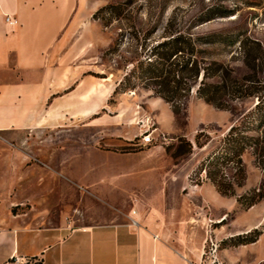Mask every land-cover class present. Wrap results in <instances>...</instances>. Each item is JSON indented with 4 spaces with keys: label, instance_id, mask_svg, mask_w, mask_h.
Segmentation results:
<instances>
[{
    "label": "rangeland",
    "instance_id": "rangeland-1",
    "mask_svg": "<svg viewBox=\"0 0 264 264\" xmlns=\"http://www.w3.org/2000/svg\"><path fill=\"white\" fill-rule=\"evenodd\" d=\"M117 1L121 0H88V9L69 38L76 54L90 61L92 87L109 85L115 91L124 72L152 45L167 39V32L172 30L228 33L234 38L242 35L240 41L257 40L264 48V0H126V17L105 28L94 14ZM120 33L124 35L121 52L105 56ZM212 56L241 82L251 75L239 46L233 51H214ZM214 59H206L205 64ZM101 74L111 80L97 76ZM203 76L204 71L193 84L179 116L170 103L138 84L125 92L113 91L107 109L97 115L106 117L98 119L96 125L76 122L53 134H29L22 141L0 136V182L8 177L9 150L19 148L33 147L41 154L31 161L23 157V167L52 165L65 171V178L58 177L59 185L65 183L63 193L58 192L56 179H49V192L37 200H29L31 193L25 192L9 210L7 199H0V215L3 210L21 214L25 222L38 224L36 218L48 213L57 222L56 216L62 212L66 223L77 224L85 221L84 217L93 220L90 214L96 215L98 223L124 222L134 209L142 207L177 211L187 226L186 235L194 242L202 241L199 264H264V199L253 206L246 201L255 190L264 189V167L256 162L251 150L247 151L243 155L242 186L237 184L234 166L227 167L226 176L235 188V194L228 196L218 191L205 169L209 156L220 149L231 127L239 124L259 100H230L231 109L217 108L196 94ZM219 80L215 77L209 82ZM121 110L124 115L117 117ZM136 122L138 125H134ZM148 131L155 142L142 146V135ZM73 171L96 178V184L92 188L73 184L67 180ZM26 180L24 176L19 179L20 188ZM34 186L35 182L29 184L32 189ZM7 244L5 248L10 247ZM10 264L43 263L27 258Z\"/></svg>",
    "mask_w": 264,
    "mask_h": 264
},
{
    "label": "crops",
    "instance_id": "crops-1",
    "mask_svg": "<svg viewBox=\"0 0 264 264\" xmlns=\"http://www.w3.org/2000/svg\"><path fill=\"white\" fill-rule=\"evenodd\" d=\"M86 9L88 0H0V136L22 141L35 132L53 134L76 122L96 125L106 117L97 115L107 109L114 88L92 87L90 61L78 56L69 43ZM7 15L17 18L19 25H10ZM123 115L124 110L116 114ZM165 127L169 130L171 126ZM37 155L41 154L33 147L9 150L8 177L0 182V199H7L9 210L23 193L30 191L29 200H37L49 192V179H56L59 185L58 177L65 178L60 166L23 167V157L31 161ZM22 176L27 180L20 188ZM67 180L85 188L96 184V178L74 171ZM33 182L32 189L29 184ZM64 188L61 182L57 190L63 193ZM136 210L124 222L98 223L96 215L90 214L93 220L84 217L77 224L66 223L62 212L56 216L57 222L48 213L36 218V224L3 210L0 264L27 258L43 264L200 263L202 241L194 242L186 235L187 226L179 212ZM8 242L10 247L5 248Z\"/></svg>",
    "mask_w": 264,
    "mask_h": 264
},
{
    "label": "trees",
    "instance_id": "trees-1",
    "mask_svg": "<svg viewBox=\"0 0 264 264\" xmlns=\"http://www.w3.org/2000/svg\"><path fill=\"white\" fill-rule=\"evenodd\" d=\"M128 4L126 0L110 2L100 7L94 18L105 28H109L116 20L126 17L125 8ZM167 34V39L152 45L145 56L138 58L136 64L124 72L114 94L134 89L140 84L170 103L175 114L179 116L184 101L192 93L193 84L204 71L203 80L196 94L217 108L231 109L230 100L257 97L259 101L256 106L243 116L239 124L231 127L220 149L209 156L205 168L208 177L221 194L233 195L235 188L226 176L227 167L233 165L236 169L239 186L244 184L243 155L247 151L251 150L256 162L264 167V48L257 40L245 38L240 41L242 35L234 38L228 33L202 34L191 30L176 32L172 30ZM123 40L124 35L118 34L106 50L105 56L119 54ZM236 46H239L240 52L244 54V64L251 72L243 82L233 78L224 63L212 56L214 51H233ZM209 58L214 60L205 64ZM97 76L107 77L105 74ZM215 77H219L220 80L209 82ZM189 145L192 148L191 142ZM263 199L264 189H261L255 190L246 201L248 206H253Z\"/></svg>",
    "mask_w": 264,
    "mask_h": 264
},
{
    "label": "built area",
    "instance_id": "built-area-1",
    "mask_svg": "<svg viewBox=\"0 0 264 264\" xmlns=\"http://www.w3.org/2000/svg\"><path fill=\"white\" fill-rule=\"evenodd\" d=\"M7 22L12 25V26H17L19 25V20L17 18H14L10 15H7ZM155 142V137L153 136L152 133H150L149 131L146 132L145 134L142 135V139H141V144L142 146H149V145H152L154 144ZM137 210L134 209L132 211L133 214H136ZM134 223H138L137 220L135 219H132ZM6 264H10V263H6Z\"/></svg>",
    "mask_w": 264,
    "mask_h": 264
},
{
    "label": "bare ground",
    "instance_id": "bare-ground-1",
    "mask_svg": "<svg viewBox=\"0 0 264 264\" xmlns=\"http://www.w3.org/2000/svg\"><path fill=\"white\" fill-rule=\"evenodd\" d=\"M135 124L138 125V122H136Z\"/></svg>",
    "mask_w": 264,
    "mask_h": 264
}]
</instances>
